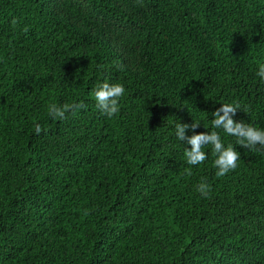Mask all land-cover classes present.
I'll list each match as a JSON object with an SVG mask.
<instances>
[{"label": "trees", "instance_id": "trees-1", "mask_svg": "<svg viewBox=\"0 0 264 264\" xmlns=\"http://www.w3.org/2000/svg\"><path fill=\"white\" fill-rule=\"evenodd\" d=\"M261 64L264 0H0V264H264V148L212 127L239 103L264 129ZM105 81L125 87L111 117ZM193 121L235 170L211 145L186 163Z\"/></svg>", "mask_w": 264, "mask_h": 264}, {"label": "clouds", "instance_id": "clouds-1", "mask_svg": "<svg viewBox=\"0 0 264 264\" xmlns=\"http://www.w3.org/2000/svg\"><path fill=\"white\" fill-rule=\"evenodd\" d=\"M15 18L12 19V25L17 24ZM257 75L264 81V64H261ZM125 93V87L120 83H109L107 81L97 85L94 91V98L97 108L108 117L113 116L119 111V100ZM81 103H65L63 105L50 104L48 106L49 115L54 119H67L66 113L71 112L73 115L79 109L84 108ZM241 109L239 103H223L213 112L214 119L212 127L214 129H222L229 136L236 137L237 145L247 149H254L257 145L264 148V129L256 128L251 124H246L244 121H236L233 117L237 110ZM199 123L193 121L188 123H177L175 125L176 137L190 145V148H185V158L188 165L202 164L206 159V153L203 150L206 145L212 146V152L215 155L214 166L217 168L215 175L223 177L237 167V161L240 159V153L232 144L225 147L221 136L217 131L199 132L192 135H187V129H196ZM41 126L35 124V133L40 134ZM188 175H191V169H185ZM197 191L204 197H210L211 186L205 181H201L197 185Z\"/></svg>", "mask_w": 264, "mask_h": 264}]
</instances>
